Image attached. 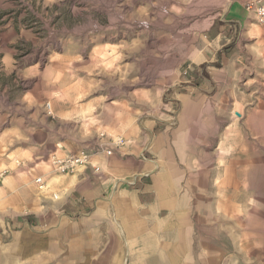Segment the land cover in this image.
<instances>
[{
  "label": "rangeland",
  "instance_id": "rangeland-1",
  "mask_svg": "<svg viewBox=\"0 0 264 264\" xmlns=\"http://www.w3.org/2000/svg\"><path fill=\"white\" fill-rule=\"evenodd\" d=\"M252 2L264 0H0V264H62L50 157L102 145L161 157L193 231L227 264H264Z\"/></svg>",
  "mask_w": 264,
  "mask_h": 264
},
{
  "label": "crops",
  "instance_id": "crops-1",
  "mask_svg": "<svg viewBox=\"0 0 264 264\" xmlns=\"http://www.w3.org/2000/svg\"><path fill=\"white\" fill-rule=\"evenodd\" d=\"M209 32L214 39L223 35ZM106 149L92 157L101 171L89 165L53 177L61 200L51 221L62 264H227L226 251L193 231L180 179L161 157H142L138 149L107 155Z\"/></svg>",
  "mask_w": 264,
  "mask_h": 264
},
{
  "label": "built area",
  "instance_id": "built-area-1",
  "mask_svg": "<svg viewBox=\"0 0 264 264\" xmlns=\"http://www.w3.org/2000/svg\"><path fill=\"white\" fill-rule=\"evenodd\" d=\"M247 9L254 12L256 19L260 23H264V3L257 4V3H248L246 5ZM187 71H185V74ZM126 141L123 136H120L117 138V140L114 141L115 147L118 149H121L125 145ZM108 155L113 154V149H108L107 151ZM92 154L87 151L83 150L77 153H68L65 156L58 155L56 152H54L50 157V163L52 166V169L60 174H69L74 173L80 168H85L87 166H92L96 172L100 171V166H96L93 163ZM35 183L40 189L45 187V178L44 176H38L35 179ZM55 198H58L57 194H54Z\"/></svg>",
  "mask_w": 264,
  "mask_h": 264
}]
</instances>
